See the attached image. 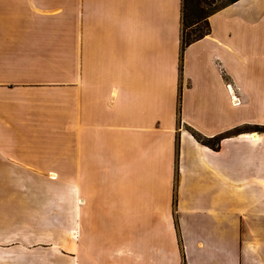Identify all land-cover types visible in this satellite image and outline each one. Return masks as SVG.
Listing matches in <instances>:
<instances>
[{
  "label": "crops",
  "instance_id": "1",
  "mask_svg": "<svg viewBox=\"0 0 264 264\" xmlns=\"http://www.w3.org/2000/svg\"><path fill=\"white\" fill-rule=\"evenodd\" d=\"M209 21L183 50L182 0H0V237L25 238L0 245L1 256L19 251L0 263H103L80 253L89 189L69 177L110 138L113 159L121 149L151 159L137 172L111 165L145 176L112 186L117 222L135 199L147 208L127 215L143 232L111 260L264 264V132L251 130L264 127V0ZM32 224L73 227L78 248L70 233L63 247L37 246L22 231Z\"/></svg>",
  "mask_w": 264,
  "mask_h": 264
},
{
  "label": "rangeland",
  "instance_id": "2",
  "mask_svg": "<svg viewBox=\"0 0 264 264\" xmlns=\"http://www.w3.org/2000/svg\"><path fill=\"white\" fill-rule=\"evenodd\" d=\"M106 112V108L102 107L101 113L106 114ZM251 130L257 131L255 127H252ZM103 141L104 140L97 143L99 152L94 153V148L88 150V152L84 151L81 157L83 176L69 177L71 183L79 185L81 184L80 186L83 189L84 187L86 190L89 189L87 192V206L84 208L87 210V212L83 214L81 219V221L84 223L82 229L87 226L88 231H86L85 234L83 232L80 253L96 254L97 252H101L102 255H99L102 259L101 262H103L101 264H125L121 261L111 260V254L117 245H126V238H128V235H133L135 238H137V236L143 232L144 225L133 224L131 223V219L134 218L132 222L141 220L143 218V211H146L147 208L140 207L142 205V201L135 199L134 203L132 204L133 207L126 208L123 211V214H119V216L122 215L120 218L124 220V223H118L116 219L117 216L115 215L116 210L115 208H112V202L115 203L116 199H112L111 189L112 186L116 185L117 183L120 185H142L145 176L143 175L142 171H140L134 175L128 176V174H123L122 177H116L115 174H111V165L114 164L115 169L123 168L128 172L136 169L135 172H137L142 169L141 167H145L146 163L149 161L151 162V159H149L144 154H140L138 156L132 154L130 155L127 151H124V149L120 150L119 160L113 159L112 156L115 155L117 144L112 143L113 141H111L109 138L108 141L103 143L106 149L102 150L100 146ZM95 145L96 143L94 144V147ZM92 153H94V159L90 161L91 169H87L84 164L88 159L87 156L93 155ZM88 171H91V173H87ZM72 172H76L75 166H73ZM169 182H171L172 185L174 184L173 179H170ZM127 215H130L132 218L130 219L127 217ZM148 226L150 231H152L151 227L153 226L159 227L158 223L150 224ZM167 226H171L169 222ZM73 230L74 228L71 227L68 232V227H65L63 224H32L25 225L22 231L24 234L27 232L31 233L34 237H36V245L43 246L45 248L55 245L63 247V241L67 239V233H70V238L75 242H73V248H78V240L76 237H74L75 234L72 233ZM10 231L13 230L10 229ZM15 237L16 236L14 232L7 234L6 238L0 237V245H2L4 248V245L14 243V241L19 243L18 240L24 243V237L20 239H15ZM2 255L3 256H0L3 259H15V257L19 256V251L9 253L3 252ZM85 256L87 257L85 260H83L82 256H80L79 264H99L94 259V255ZM21 263L22 261L20 264ZM0 264L8 263L5 262Z\"/></svg>",
  "mask_w": 264,
  "mask_h": 264
},
{
  "label": "trees",
  "instance_id": "3",
  "mask_svg": "<svg viewBox=\"0 0 264 264\" xmlns=\"http://www.w3.org/2000/svg\"><path fill=\"white\" fill-rule=\"evenodd\" d=\"M236 1L238 0H182V49L185 50L190 44L205 37L210 32L209 17ZM255 128L257 131H264L263 126L257 125ZM240 131L241 128H237L234 132ZM192 133L214 149L219 147V137L208 140L194 130Z\"/></svg>",
  "mask_w": 264,
  "mask_h": 264
}]
</instances>
